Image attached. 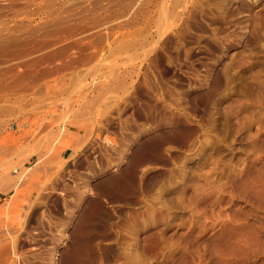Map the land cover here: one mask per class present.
I'll return each instance as SVG.
<instances>
[{
    "label": "rangeland",
    "instance_id": "374dc122",
    "mask_svg": "<svg viewBox=\"0 0 264 264\" xmlns=\"http://www.w3.org/2000/svg\"><path fill=\"white\" fill-rule=\"evenodd\" d=\"M0 264H264V0H0Z\"/></svg>",
    "mask_w": 264,
    "mask_h": 264
},
{
    "label": "bare ground",
    "instance_id": "6f19581e",
    "mask_svg": "<svg viewBox=\"0 0 264 264\" xmlns=\"http://www.w3.org/2000/svg\"><path fill=\"white\" fill-rule=\"evenodd\" d=\"M114 7V6H113Z\"/></svg>",
    "mask_w": 264,
    "mask_h": 264
}]
</instances>
